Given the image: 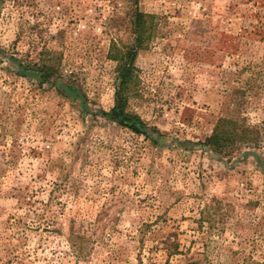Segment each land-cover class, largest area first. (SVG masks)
Here are the masks:
<instances>
[{"label":"rangeland","instance_id":"374dc122","mask_svg":"<svg viewBox=\"0 0 264 264\" xmlns=\"http://www.w3.org/2000/svg\"><path fill=\"white\" fill-rule=\"evenodd\" d=\"M0 264H264V0H0Z\"/></svg>","mask_w":264,"mask_h":264},{"label":"trees","instance_id":"16d2710c","mask_svg":"<svg viewBox=\"0 0 264 264\" xmlns=\"http://www.w3.org/2000/svg\"><path fill=\"white\" fill-rule=\"evenodd\" d=\"M133 3H137V0H130ZM144 18V14L141 12H138L137 9L134 10V18L133 22L138 23L139 21ZM132 52V47H130L126 51H120L116 54L115 57L120 60L119 68L122 70V76L120 80V87L119 90L122 91V95L119 96L116 100V104L114 107L110 110V112L107 113L110 118L118 120L120 123H127L130 125V127L134 129H138V127L135 124L130 123L133 119V116L130 114L124 113V93L126 91V83L128 81L129 75H130V68H126L127 59L130 56V53ZM48 69L50 71H53V68L51 66H48ZM48 70V71H49ZM49 74H53L52 72L47 73V76ZM46 76V75H45ZM64 90L66 92H70L75 98H81L80 94H78V90L73 86L72 84H67L64 87ZM249 130L247 128H237L235 126V123L233 121L222 119L220 118L216 125L214 126V129L212 133L205 139V144L209 146L212 150L217 151L218 153H227L229 149L238 141V140H245L246 135Z\"/></svg>","mask_w":264,"mask_h":264}]
</instances>
